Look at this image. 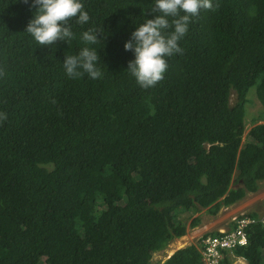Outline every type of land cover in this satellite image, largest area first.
I'll return each mask as SVG.
<instances>
[{
  "label": "trees",
  "instance_id": "trees-1",
  "mask_svg": "<svg viewBox=\"0 0 264 264\" xmlns=\"http://www.w3.org/2000/svg\"><path fill=\"white\" fill-rule=\"evenodd\" d=\"M150 2L84 0L111 34L98 52L104 75L91 80L60 64L78 38L39 46L24 33L34 8L0 0V264H155L186 234L182 213L214 216L259 190L264 0H213L144 89L124 72L123 43ZM252 87L263 123L243 138ZM245 231L220 264H264L263 225ZM199 244L161 264H201Z\"/></svg>",
  "mask_w": 264,
  "mask_h": 264
},
{
  "label": "clouds",
  "instance_id": "clouds-1",
  "mask_svg": "<svg viewBox=\"0 0 264 264\" xmlns=\"http://www.w3.org/2000/svg\"><path fill=\"white\" fill-rule=\"evenodd\" d=\"M34 8L24 33L39 46L56 41L68 45L78 38L81 46L75 54H63L61 64L65 75L75 79L86 74L88 79H101L105 66L99 50L110 33L95 24L86 10L84 0H22ZM145 9L150 19L135 22L134 29L123 43V50L132 54L124 72L144 89L154 86L167 70V58L182 52L180 41L188 31L190 21L201 9L214 10L213 0H151ZM79 28L77 33L75 29ZM97 45H101L97 47ZM101 65L104 68H101ZM7 114L0 112V120Z\"/></svg>",
  "mask_w": 264,
  "mask_h": 264
},
{
  "label": "rangeland",
  "instance_id": "rangeland-1",
  "mask_svg": "<svg viewBox=\"0 0 264 264\" xmlns=\"http://www.w3.org/2000/svg\"><path fill=\"white\" fill-rule=\"evenodd\" d=\"M251 92V93H250ZM250 95L248 97L249 102L246 104V111L244 116L245 123V131L244 136L250 130V128L256 124L263 123L262 121H257L259 114L261 113V105L256 99L253 93V87L250 89ZM235 101V94L233 93L230 98V103L233 104ZM244 141V139H243ZM251 212H255L257 216L264 213V180L259 184V190L256 193L248 194L244 199L237 202L234 205L229 207H221L219 212L216 215H210L206 209H202L199 213L190 215L188 212L182 213L180 219L185 223L186 227V237L178 238L173 240L166 249L156 252L153 255V263L161 264L164 260L170 257L175 251L186 247L190 244H198L201 243L203 237L210 235L211 232H216L217 229L223 228L227 229L228 224L231 221V218L234 216H239L242 213L249 214ZM198 217L199 223L198 227L209 226L208 230L205 232L203 230H197L196 228H190L189 224L193 218ZM214 230H209L213 229ZM183 240L184 245L179 247L178 244L180 240ZM167 257V258H166ZM231 262L234 261V264H246L243 259H237L233 256L230 257Z\"/></svg>",
  "mask_w": 264,
  "mask_h": 264
},
{
  "label": "built area",
  "instance_id": "built-area-1",
  "mask_svg": "<svg viewBox=\"0 0 264 264\" xmlns=\"http://www.w3.org/2000/svg\"><path fill=\"white\" fill-rule=\"evenodd\" d=\"M257 223L264 227V213L255 217L242 213L231 218L227 229L220 230L217 235L203 237L198 248L201 264H220L226 253H231L234 248L245 246L247 243L245 229ZM231 264H234V261Z\"/></svg>",
  "mask_w": 264,
  "mask_h": 264
},
{
  "label": "crops",
  "instance_id": "crops-1",
  "mask_svg": "<svg viewBox=\"0 0 264 264\" xmlns=\"http://www.w3.org/2000/svg\"><path fill=\"white\" fill-rule=\"evenodd\" d=\"M198 226H200V225H197V226H196V227H197V230L200 229V230H203L204 232H205V230H206V231L208 230L207 228H209V226H207V225H206V226L204 225V226H202V227H198ZM229 226H230V224H229ZM229 226H228V227H229ZM196 227H194V228H196ZM228 227H227V228H228ZM214 229H215V228H213V229H209V230L211 231V230H214ZM222 229H223V228H220V227H219V229H217L216 232L218 233V232H219L220 230H222ZM211 233H213V232H211ZM186 235H187V234H185L184 237H186ZM182 238H183V237H182ZM180 243H181V244H179L178 246H179V247H182V246L184 245V242H183L182 239L180 240ZM165 249H166V248H165ZM166 258H167V257H166Z\"/></svg>",
  "mask_w": 264,
  "mask_h": 264
},
{
  "label": "bare ground",
  "instance_id": "bare-ground-1",
  "mask_svg": "<svg viewBox=\"0 0 264 264\" xmlns=\"http://www.w3.org/2000/svg\"><path fill=\"white\" fill-rule=\"evenodd\" d=\"M179 245V244H178Z\"/></svg>",
  "mask_w": 264,
  "mask_h": 264
}]
</instances>
